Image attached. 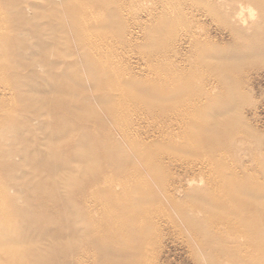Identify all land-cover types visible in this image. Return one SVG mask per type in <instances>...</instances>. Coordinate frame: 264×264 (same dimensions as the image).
Listing matches in <instances>:
<instances>
[{"label":"rangeland","instance_id":"rangeland-1","mask_svg":"<svg viewBox=\"0 0 264 264\" xmlns=\"http://www.w3.org/2000/svg\"><path fill=\"white\" fill-rule=\"evenodd\" d=\"M167 2L170 4L168 12L163 6L165 0H136L132 5L105 4L111 13L114 10H120L130 15V17L124 16L128 18L129 22L127 20L125 22L134 36L127 44L130 43L133 47H125L123 52L126 53L124 64L131 66L132 72L124 75L122 79L134 81L139 85L138 90L133 93L134 97L140 96L144 99L151 94L144 89V80L147 79L148 74L150 75L146 73V70L147 72L150 69L156 71L152 72L155 76H150L157 80L156 86L160 89L163 81L158 77L161 71L160 68L158 69L160 65L152 63L150 66L149 61L153 60V57L155 59L165 55L167 62L163 65L165 67L163 72L168 74L171 71L172 74L171 77L167 75L164 77L168 87L155 92L154 99L158 103L156 112L161 114L164 107L177 105L180 109L184 107L182 110L186 112L193 110V114L199 113L203 118L200 125L190 127L186 131H172L170 145L159 137H149V129L146 126L139 128L140 138L142 141L145 139L142 146L144 145L143 147L147 148L146 151L155 157L159 166V178L156 181L145 172V168L142 167V171L140 165L124 163L128 152L122 143L120 132L96 101L91 102L93 111L90 113L88 108L85 112L76 113V109L83 106V94L79 95L76 101L63 100L62 85L79 88L74 70L69 71L72 68H66V64L72 60L70 55L65 56L68 55L67 49L70 51L69 46L57 37L58 33L53 22V17L56 18L65 11L64 0H0V8L5 12L4 17L0 18V27L4 29V42L15 37L17 46H20L19 49L15 47L0 51V68L16 75V78L12 80L15 87L14 93L9 92L13 96V102L18 103L19 107L23 105L24 108H37L48 102L52 112L57 109L56 105L61 101L64 111L62 123H55L52 115L49 116L48 121L46 117H40L39 123L35 122L33 127L18 136V144H8L10 150L17 152L23 148L26 136L43 138L49 145L48 152L57 156L54 169L47 162L42 165L37 163L27 177H20L17 180L22 188L27 189L26 191L17 193L14 189L10 190V197L13 200L19 199L17 204L19 208L27 204L41 211L38 204H44L45 221L34 223L32 226L27 224L26 228L20 227V231L23 234L25 231L28 238L22 245L25 250L23 255L30 259L28 264H264V0L244 1V6L252 9H244L245 20L248 24L252 22L253 25L256 24L255 31L252 29L245 33L243 31L234 33L233 27L225 16L226 7L228 10L231 8L230 0H167ZM176 7L180 9V12ZM179 15L181 21L177 19ZM169 22L171 24H168ZM179 23L180 26H178ZM6 34L8 36H5ZM174 45H176L175 49ZM165 50H167L166 54ZM114 51V49H108L104 55H111ZM63 56L66 57L65 60ZM166 56L171 57L168 59ZM61 60H64V63H61ZM171 62L178 70L175 71L169 66ZM179 67L186 71H179ZM36 72H40L38 79L32 76ZM80 72L82 77L86 74L84 70ZM97 74L99 75L100 72ZM197 75L198 80L194 78ZM168 77L171 79L168 80ZM213 80L215 87L211 83ZM42 82L45 83L43 89L38 86ZM2 83L0 87L5 84ZM34 85L38 86L40 91L31 90ZM86 85L89 89L88 83ZM207 87L209 91L212 90L211 96ZM217 90L220 92L217 93ZM85 91L84 94L88 93L87 90ZM11 96L0 95L1 101L4 100L1 106L10 104ZM198 100H203L204 105L199 101L198 105L201 103L202 106H194ZM177 107L178 115L180 109ZM92 112L98 117V121L90 119ZM20 118L21 115L18 114L17 119ZM42 122L45 127L39 126ZM144 133L148 134V138ZM60 136L61 140L57 142L56 139ZM34 149L32 147L30 150ZM211 149H218L220 153L218 157L212 159L208 155ZM13 160L15 163L21 162H18L19 159L16 157ZM199 163L205 167L201 173L191 174L180 170L181 166L183 168ZM134 174L138 176L135 177ZM139 178H144L147 185L145 183L139 185L137 183ZM189 179H195L193 186H198L199 191L188 197L184 195L183 190L178 200L182 197L179 201L180 210L185 211L187 216L194 217L190 220V224L184 223L177 207L165 202V209L162 206L150 215L154 219L157 217L155 220L158 221L159 218H165L159 222L156 221L160 228L157 225L156 228L145 230L141 234L137 227L143 225L136 224L131 214L128 216L129 220H124V217L128 215L124 208L133 199H141L143 204L153 203L157 199L164 201L160 183H164L169 189L186 187L185 182ZM180 181L183 183L178 184ZM198 181H200L199 185ZM10 182L15 183L16 180L13 181L7 176L0 178L1 185ZM123 182L126 183L124 187L129 190L128 192L125 189L122 193L119 187H115L116 191H113V185L117 186ZM40 183L44 184V188H38ZM231 195L239 197L242 202L245 200L251 202L252 206L255 204L254 208L251 206L253 208L251 210L252 224L254 221L255 225L247 226L243 223V216L232 215L236 210V203L231 200ZM121 200L124 202L123 205ZM223 204L226 206H222ZM117 206L120 211L117 210ZM196 209L201 210V214ZM203 217L207 218L203 220ZM16 218L20 222L24 220L23 215ZM110 218L114 221L121 219L123 224H112L114 222ZM228 218L236 223L235 226L237 225L238 230H241L240 233L231 231L233 236L228 234L231 233L226 227L229 225L226 224L229 221ZM166 219L170 222L169 224L165 222ZM212 219L215 220L213 224ZM217 219L222 222L224 219L227 220L226 225L224 222L222 226L219 225ZM113 228H117V231H112ZM194 233L201 237L203 245L207 246L206 249L202 250L199 247ZM233 245L235 248L237 246V249L234 248L236 252L233 251Z\"/></svg>","mask_w":264,"mask_h":264},{"label":"bare ground","instance_id":"bare-ground-1","mask_svg":"<svg viewBox=\"0 0 264 264\" xmlns=\"http://www.w3.org/2000/svg\"><path fill=\"white\" fill-rule=\"evenodd\" d=\"M135 1L134 0H64L65 11H63V13L60 14V15H58L56 18L53 17V20H54L53 22L55 23L54 26H55V29H56V31L58 33L57 37H60V41H64L69 46L70 51L67 49V54L68 55L63 54L66 57L70 55V58L72 59L70 62H68L66 64L67 65L66 68L67 69H69V67L72 68V70H69V71H73L74 70L73 72L75 73V76L78 78V86H79V88L78 89L69 88L67 86H63L62 85V87H61V96H62V98H63L64 101L69 100V102H71V101H76L78 99V96L83 94V106H82V108H80L81 110L80 109H76V113L85 112L87 108H88V111L90 113L91 111H93L92 110L93 107L91 105V102L96 101L99 104V106L101 107V109L106 113V115L108 116V118L111 121V123L113 124V126L116 127L119 130V132H120L121 140H123L122 143L124 144L125 149L128 152V154L126 155V158L124 160V163H126L127 165H130V164H132V165L133 164L140 165V168L141 169H142V167L145 168L146 169L145 172L153 180H156L157 181V179L159 178L158 177V172H159L158 163L155 160V157L154 156H151L150 153L148 151H146L147 148H144L143 147L144 145L142 146V142L145 139L142 141V138H140L141 134H139V132H140L139 131V128L141 126H146V128L149 129V133H148L150 135L149 137H151V138H158L159 137L160 140L167 141L166 144H169L170 145V142H171L170 138L172 136V131H174V130H179V131L180 130H183V131H186L187 129H190V127H194L196 125H200L203 118H202V116L199 113L193 114L194 113L193 110H189V111L186 112L185 110H182L184 107L180 109L179 107H177L176 104H175L176 107L180 109V111H178L179 112L178 115L176 114V111L177 110H176V107H174V105L173 106H166L167 108L164 107L162 109L163 112L161 114L158 113V112H156V108L158 106V103L154 99L155 92L156 91H159V90H164L166 87H168V86H166L168 84H167V81H165L164 77L166 75L169 76V77H171V74H172L171 71L168 74H165L163 72L164 69H165V67H163V65L167 62L166 59H165V55H163V54H162L163 57L162 56L161 57L157 56L159 58H155V59L153 57V60H150L149 61L150 66L152 65V63H156V64L159 63V65H160V67H158V69L160 68L161 71L158 73V77L160 79H163V81L161 82L162 84L160 86V89L157 88V86H156L157 85L156 84V81L157 80H155L154 78H151V76H150V75H154L152 73L154 70L151 71V69H150L149 72H147V70H146V73H150V75L149 74H148V76L146 75L147 76V79L144 80V89H145V91H148V93L151 92V94H148V96L145 97L144 99L141 98L140 96L139 97H136V96L134 97V94L133 93H135L138 90L137 88L139 86L137 83H134V81L132 82V81H127V80H123L122 79V77L124 75L131 74V72H132L131 71V69H132L131 66H129L127 63L124 64L125 63V61H124L125 57L124 56L126 55V53L123 52V49H125V47L126 48H129L131 46L130 43L127 44V42L128 41L131 42V40L134 38V36H132V32L128 28L127 23L125 22L128 18H126L124 15H127L128 17H130V15L127 14V12L124 13V11H120V10L119 11H115L114 10L111 13L110 12L111 10L108 9V8H106L105 7V4L106 3H111V4H125V5H127L126 3H128V5H130V4L132 5ZM242 1H240V0H230V7L231 8L228 10V8L226 7V9H225L226 10L225 16L227 17V20H228L230 26L233 27V32L235 31L234 33L239 32V31H243L245 33V31L247 32L249 30L251 31L252 29L254 30L255 25H256V24L253 25L252 24L253 22L251 24L250 23L248 24L247 21L245 20V16H244L243 12H244V9H247L248 7L244 6V4H243L245 0H242ZM248 2L249 1H247V3ZM137 3H138V1H137ZM224 3H221V4H224ZM175 4H177V3H175ZM163 6H164L165 11L168 12L167 9L170 8V4L167 2V0H165V3H164ZM206 6H207V4H206ZM249 8H250V10H252L251 7H249ZM249 8H248V10H249ZM178 10H179L178 12H180V9H178ZM183 11H184V9H183ZM172 12L174 13V11H172ZM245 12H247V11H245ZM4 13L5 12H3V10L0 8V18H3L4 17L3 16V15H5ZM173 13H171V14H173ZM247 13H250V12H247ZM148 15H150V14H148ZM245 15H246V13H245ZM160 17H162V16H160ZM170 17H169V19H171ZM176 17H178V16H176ZM173 18L174 17H172V19ZM180 18L181 17L179 15V18H177V19L180 20ZM130 19L132 20L133 18H130ZM165 20H166V18L164 17V21ZM170 22L168 24H171ZM172 25H174V24H172ZM178 26H180V23H179ZM176 27H177V25H176ZM232 27H230V28L232 29ZM2 28L3 27H0V51L2 52V51L7 50V49H14L15 47H18L17 46L18 43H17V40H16L15 37H12L9 40H7V41L4 42V40H5V38L3 36L4 29H2ZM233 32H232V34H233ZM179 35H181V34H179ZM5 36H8V35L6 34ZM19 37H22V36H19ZM233 40H235V39H233ZM171 45H172V43H171ZM176 45H174V49L176 48L175 47ZM192 46L193 45H191V47ZM19 47H18V49H19ZM131 47H133V46H131ZM169 48L172 49L171 47H169ZM108 49H114L115 51L113 53H111V55H108V56L107 55H104V52L106 50H108ZM166 51L167 50L164 51L165 54L167 53ZM125 52H126V50H125ZM131 52H128V53L130 54ZM237 52H238V50H237ZM171 54H172V52H171ZM66 57L63 56L64 60H65ZM166 58H168V56H166ZM146 59H147V57H146ZM171 59H174V58H171ZM64 60H61L62 61L61 63H64L63 62ZM145 61L146 60H144V62ZM202 63H203V61H202ZM16 64H15V67H16ZM169 66H171L172 69H174L175 71L178 70V68H174L175 65H173L172 62L170 63ZM153 67H154V64H153ZM150 68H152V67H150ZM183 69L179 67V71L180 70H181V72L186 71V69L185 70H183ZM81 70H84V74L86 73L85 75H83V77H82V74L80 72ZM99 72H100V74L98 75L97 73H99ZM154 72H156V71H154ZM201 72H200V74H201ZM12 73L10 71H7L4 68H2V69L0 68V83H2V82L5 83L2 87H0V95H2V96L6 95V94H8V96H11L12 94H9V92L10 93H14L15 87H14V84H13V81L12 80H14L16 78V75H13ZM38 75H40V72L33 73L32 76L35 77L36 79H38L37 78ZM202 76H204V75H202ZM197 77H198V75L197 76H194V78H197ZM202 78L205 79V77H202ZM170 79L171 78H169L168 80H170ZM197 80H198V78H197ZM214 80L211 81V83L214 84V82H215ZM85 81H87L86 83H88V85L90 86V88H89L90 90L86 87L87 85H86V83H84ZM208 81H210V80H208ZM217 81L218 80H216V84H218ZM202 82H201V84H202ZM201 84H199V85L200 86H204V84L203 85H201ZM38 86H41V88L43 89L44 86H45V83L42 82ZM38 86H35L34 85L31 88V90H33V91L34 90L40 91V88L38 89ZM208 86L210 87V85H208ZM212 87H210V88H212ZM214 87H215V84H214ZM204 88H206V87H204ZM208 89L209 88L207 87V90ZM85 90H87L88 93L84 94V92H86ZM42 91L43 90H41V92ZM205 91H206V89H205ZM211 91L208 92L210 94V96H211V93H210ZM217 91H218L217 93L220 92L219 90H217ZM174 92H175V90H174ZM215 94H216V92H215ZM12 97L13 96H11L10 99H9V100H11V103L13 102ZM185 99L188 100V98H185ZM158 101H160V100H158ZM199 101L200 100H198L197 103L194 104V106L195 105L197 107L202 106L200 104L202 103L203 100L200 101L201 103H199V105H198V102ZM1 102L4 103V100L1 101V99H0V178L3 177V176H7V177H11L13 181L16 180V182L15 183L10 182V183H7L5 185H1L0 184V264H28L29 261H30V259L28 257H26V256L23 255L25 253V250L22 247V245L26 243V241H27L28 238H27V235H26L25 231H24V234L20 231V227L26 228L27 227V224H29L30 226H32V224H34V223H37V222L38 223H41V222L45 221L46 220V214H44V209H43L44 204L43 203H39L38 204L39 207L41 208V211L34 209L35 207H33L30 203H28V204H30L31 206H27V204H26L25 207H20L19 208L18 205H17L18 202H19V199L13 200L10 197V195H11L10 194V190H13L14 189V190H16L17 193H20L21 191H26L27 189L22 188L17 183V180H19L20 177H22V178L27 177L30 174V171L32 170V168L34 167V165L37 164V163H39L40 165H42V164H45L47 162L51 166V168L54 169L55 168V165H56L57 156L54 153L48 152L49 145L46 142V140L43 139V138L41 139V138H36L34 136H29V137L26 136L25 141L23 143L24 144L23 145V148L19 149L17 152H15L14 150H10L8 148V144H10V143H11V145L12 144H18L19 143L18 142L19 141L18 136L21 135V133L23 131H26L27 129L33 127V124L35 122H38L39 123L38 118H40V117H46L47 118V121H48L49 116L52 115L51 116L52 117V120L55 121V123H57V124L62 123V121H63L62 120V118H63L62 115H63L64 111L62 109L63 107L61 105V101H59V103L56 105V108L57 109H55V110L52 111L53 114H51L52 112L49 109L50 108V105L48 104V102H45L44 104H42L40 107H37V108H31V107L24 108L23 105H21L19 107L18 106V103L16 104L15 102H13L12 104L11 103L10 104H7V105H4L3 104L1 106ZM162 102H163V100H162ZM202 104L204 105V103H202ZM95 108H97V107H95ZM74 111H75V109H74ZM18 114L21 115V118L19 120L17 119V115ZM90 115H91V117H90L91 120L98 121V117H96L95 114H93V112ZM10 123H12V124H10ZM43 123L44 122H42V124L39 125V126L45 127V125ZM144 128L145 127H143V129ZM147 132H148V130H147ZM144 134H146V136L148 138V134L147 133H144ZM243 138H245V136ZM56 140H57V142H59L61 140V136L58 137ZM245 142H247V141H245ZM32 147H34L35 149L34 150H30ZM177 150H178V148H177ZM122 151L125 154V152H124L123 149H122ZM243 151H244V149H243ZM247 151H248V149H247ZM45 153H47V154H45ZM218 154H220L219 151H218V149H216V150L215 149H211L210 152L208 153V155L212 159L218 157ZM246 156H247V154H246ZM14 157H16V158L19 159L18 162H20V161L21 162L20 163H15V161L13 160ZM37 157H39V158L37 159ZM168 166H170V165H168ZM203 167H204V165H202V164L199 163L198 165L189 166V167L186 166V167H183L182 168V166H181L180 167V170L182 169V171H184L185 173H187V172L189 173L190 172L191 174H194L195 172H198V173L203 172ZM204 169H205V167H204ZM169 170H171V169H169ZM142 171H143V169H142ZM124 172H125V168H124ZM253 172L254 171H252V173ZM137 173H138V171H137ZM239 173L241 174V171ZM133 176L136 177L138 175L134 174ZM173 177H175V176L173 175ZM133 178H130V179L132 180ZM118 180H120V179H118ZM135 180H138V179H135ZM114 182H115V180H114ZM174 182H176V181L174 180ZM199 182L200 181L197 182L198 185L200 184ZM228 182L226 184H228ZM115 183H117V182H115ZM135 183H136V181H135ZM137 183L139 185L140 184H144V183H145V185H147L146 184L147 182H146V180L144 178H142V179L139 178V180L137 181ZM158 183H159V181H158ZM180 183H183V182H181V181L178 182V184H180ZM193 183H195V179H191V180L189 179V180H187L185 182L186 187H181L180 186V187H174V188H171V189H169V187L165 186L164 183H160L161 191L163 193L162 195L165 197V198L162 197V198L165 199L164 201H162L160 199H157L153 203L143 204L142 203L143 201H141V199H136V200L133 199L131 202H129V205L128 206H126L128 204V201H126L127 202V204L125 205L126 207L125 208L123 207V208L126 209L128 215L126 217H124V220L125 221L129 220V217L128 216H130V214H131L132 220L133 221L135 220V222H137L136 224H140V225L142 224L143 225V226H138L137 227V229H139V232L141 234H143V231H145V230H151L152 228H154L155 226L158 225L157 222L161 221V219L164 218V217H162L160 219L158 217L159 218V221L158 220H155L157 217H155V219L153 217L151 218L150 217L151 213L152 212L154 213L156 210H158V208H161L162 206L164 207L165 203L168 204V205H174L175 207L178 208V210H180L179 201H180V199L182 197L179 198V200H178V197L181 195V193L183 192V190H184V192H183L184 195H186L188 197L196 194L199 191V189L197 188L198 186L197 187H194L193 186ZM170 184L172 185V183H170ZM258 184H260V182ZM125 185H126V183H124V182L121 183V184L119 183V185H117V186H114L113 185L112 186L113 191H116L115 187H119L122 190V193H123V191L126 189V187H124ZM209 186H210V184H209ZM257 186L260 187V185H257ZM40 187L44 188V184L40 183L38 188H40ZM128 188H130V187H128ZM141 188H140V190H142ZM202 189H204V188L202 187ZM146 190L147 189L145 188V191ZM150 190H151V188H150ZM128 191L129 190H127V192ZM248 191H249V189H248ZM207 193H208V191H207ZM117 195H118V193H117ZM125 195H127V194H125ZM148 195L149 194H147V196ZM244 196L245 195H243V197ZM214 197H215V195H214ZM243 197H241V198H243ZM125 198H127V197H125ZM230 198H231L232 201H234L236 203V210H235V212L232 215L243 216V219H244V222L243 223L244 224H247V226H248V224H252V218L253 217H251V210H253L255 204L252 206L250 204L251 202H248L247 200H245V202H242V200L239 199V197H236L235 195H231ZM227 200H229V199L227 198ZM116 201H118V200H116ZM119 202H120V200H119ZM228 202L230 203V201H228ZM113 203H114V201H113ZM123 203L124 202L121 200V204L122 205H123ZM109 204H111V203L109 202ZM222 206H226V204H223ZM251 206L253 208H251ZM164 209H165V207H164ZM164 209H162V210H164ZM117 210L120 211L119 210V207H118ZM194 211H195V209H194ZM196 211H197V209H196ZM184 212H182L180 210V213H179L180 214V217L183 219V221H184L185 224H190V220H192L194 217L192 216V218H191V217L187 216ZM197 212L200 213L202 211L201 210H198ZM230 213H232V212H230ZM191 214H192V211H191ZM194 214H196V213H194ZM19 215H23V218H24L23 222H20L16 218V216H19ZM188 215H190V214L188 213ZM220 216H222V215H220ZM228 216H230V215H228ZM222 217H224V216H222ZM226 217H227V215H226ZM201 218H202V216H201ZM206 218L203 217V220L206 219ZM210 218H211V216H210ZM233 218H235V217H233ZM110 219H112V218H110ZM115 219H117V218L115 217ZM214 219H216V217ZM214 219H212V224H213V220ZM112 220H113L112 222H114L112 224H115V225H117V223L118 224H123L122 221H120L121 219L120 220L118 219L116 221H114V219H112ZM166 220H165V222L167 223L168 220L167 221ZM227 220H229V218ZM227 220L224 219V221H223L224 224H225V221H227ZM216 221H219V223H220L219 225H221V226L223 225V222L222 221H220L218 219ZM214 222H215V220H214ZM169 223L170 222H168V224ZM160 224H161V222H160ZM226 224H229V225H226ZM226 224L225 225H226V227L229 230V231L227 230L228 232H231V231L232 232H234V231L237 232L238 231L237 234L240 233L241 230L240 231L238 230L237 225L235 226V224H236L235 222H232V221L229 220ZM253 224H254V221H253ZM253 224H252V226H253ZM40 225L42 226L44 224H40ZM119 226H121V225H119ZM171 226H172V223H171ZM177 226L179 227L180 225H177ZM158 227H159V225H158ZM189 229H190V227H189ZM239 229H240V227H239ZM112 231H117V228H113ZM190 232H191V230H190ZM232 232L231 233H228V234H231L232 235ZM219 233H221V232H219ZM223 234H224V232H223ZM242 234H243V232H242ZM215 235L216 234H214V236ZM234 235H236V234H234ZM184 236H186V235L184 234ZM219 236H220V234H219ZM243 236H244V234H243ZM194 237H195V241L197 242V244L199 245V247H201L202 250L206 249L205 247H207V246H205V244L203 245V241H201V237L199 235H197L196 233H194ZM215 237H217V236H215ZM231 239H233V238H231ZM237 239H239V238H237ZM202 240H203V238H202ZM239 241H241V240H239ZM235 242H237V241H235ZM257 247H259V246H257ZM141 248L144 249V247H142V246H141ZM234 248H235V246L233 247V249ZM235 249H237V246H236ZM235 249L233 251L236 252ZM136 253L138 254V252H136ZM197 258H198V256H197ZM193 261H195V260H193Z\"/></svg>","mask_w":264,"mask_h":264}]
</instances>
